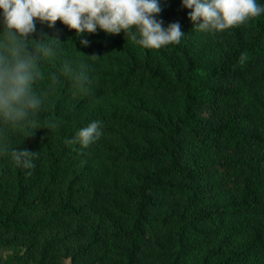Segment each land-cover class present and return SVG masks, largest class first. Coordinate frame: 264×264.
Listing matches in <instances>:
<instances>
[{"label": "trees", "instance_id": "obj_1", "mask_svg": "<svg viewBox=\"0 0 264 264\" xmlns=\"http://www.w3.org/2000/svg\"><path fill=\"white\" fill-rule=\"evenodd\" d=\"M162 9L158 18L165 25L179 22L185 36L179 44L167 45L158 52L143 49L123 32L85 34L81 38L86 37L90 43L82 47L75 30L59 20L52 28L37 21V31L30 38L43 39V33L58 39L63 49L58 60L45 68L40 87L47 89L48 75L57 72L61 62L68 59L88 74L89 91L74 90L73 82L62 77L36 116L41 125L54 120L59 126L36 129L29 137H24L23 130L10 133L11 146L35 151L37 156L32 169H21L8 155L0 156L1 232L30 239L54 223L78 218L85 212V207L75 201V186L81 174L77 173L78 156L71 157L65 146L55 145L49 138L66 126L77 131L90 121L100 120L103 135L85 149L75 146L76 152L93 156L80 167L82 173L94 160L110 172L163 162L118 192L131 207L123 212L128 219L125 229L116 228L112 234L118 264H137L147 250L161 253L160 234L168 227L169 218L177 243L171 264H179L190 256L188 239L201 234V221H214L221 212L238 217L261 215L253 220L243 248L220 246L206 251L199 264H245L250 253L264 257V14L225 30L224 49L214 53L213 49L202 51L190 44L193 24L186 9L171 10L165 4ZM136 48L138 55L132 53ZM242 54H246L243 61ZM136 94L181 99V115L166 124H138L100 111L104 104L114 102L122 110L133 112L131 98ZM211 102L224 108L225 116L220 120L209 115ZM130 137L140 140L137 147L116 149L118 142ZM181 138L214 143L224 154L212 168L224 187L235 189V198L224 211L193 217L156 215L162 201L195 206L205 188L201 181L209 168L191 161ZM40 211L44 213L31 220L27 216ZM97 244L94 234L86 250H94ZM54 245L53 241L45 244L38 255L39 264L46 261ZM12 259L8 256L3 264H12Z\"/></svg>", "mask_w": 264, "mask_h": 264}, {"label": "rangeland", "instance_id": "obj_2", "mask_svg": "<svg viewBox=\"0 0 264 264\" xmlns=\"http://www.w3.org/2000/svg\"><path fill=\"white\" fill-rule=\"evenodd\" d=\"M162 4L171 10L183 9L181 0H162ZM224 34L225 31L211 35L193 29L188 40L190 44L199 46V50L213 49L214 53H218L224 49L226 40ZM159 50L161 49H150L154 52ZM138 52L139 49H132L134 55H138ZM75 95L76 93L73 94ZM131 99L133 112L122 110L114 102L104 104L100 111L109 116L120 115L138 124H166L181 115V99L178 98L136 94ZM208 109L209 115L215 120L225 116L224 108L216 102H211ZM75 133L76 130H72L71 126H66L49 139L55 145L65 146L71 157L78 156L77 173L81 174L75 186V201L85 207V212L78 218L54 223L30 239H20L13 234L0 231V264H3L8 256H13L12 264H39L38 255L50 241L55 242V245L43 264H118L115 254L116 242L112 234L116 228L119 231L125 229L128 219L123 212H129L131 209L130 205L120 199L118 192L122 188L130 187L139 177L162 165L163 162L154 161L110 172L94 160L90 162L89 169L82 173L80 167L84 165L85 160L89 161L93 156L89 153L76 152L75 146L68 147L65 141ZM181 142L188 149L191 161L209 168L206 178L201 181L205 188L199 193L195 206H188L181 201H162L155 212L156 215L162 217L186 214L193 217L209 211H224L236 195L232 186L224 187V182L212 169L224 154L211 142L193 143L184 138H181ZM139 143L140 140L134 137L126 138L116 144V149L135 148ZM43 213L44 211H40L27 216L31 220ZM220 215L221 217L208 223L201 221L199 224L201 234L190 236L188 239L192 246L190 256L179 264H199L206 251L218 249L220 246H225V249L243 248L250 235L249 228L253 220L260 217L261 213H255L251 217H238L225 212H221ZM168 221V227L160 234L162 252L147 250L137 264H171L172 253L177 243L176 232L170 222L172 218ZM94 234L98 240L97 247L94 250H86ZM245 264H264V257L250 253Z\"/></svg>", "mask_w": 264, "mask_h": 264}, {"label": "clouds", "instance_id": "obj_3", "mask_svg": "<svg viewBox=\"0 0 264 264\" xmlns=\"http://www.w3.org/2000/svg\"><path fill=\"white\" fill-rule=\"evenodd\" d=\"M181 7L190 10L193 29L211 35L264 14V0H181ZM162 10V0H0V156L8 155L21 169L34 168L37 152L11 146L10 133L23 130L24 137H29L36 129L59 126L54 120L41 125L36 116L62 77L73 82L74 90L89 91L88 74L68 59L48 75L47 89L40 87L45 68L58 60L63 49L58 39L43 33V39L30 38L37 31V21L52 28L59 20L75 30L82 47L90 43L82 36L103 31L106 35L123 32L143 49H161L179 44L185 36L179 22L165 25L158 18ZM245 58L242 54L241 61ZM102 135V122L93 120L65 143L82 150Z\"/></svg>", "mask_w": 264, "mask_h": 264}]
</instances>
